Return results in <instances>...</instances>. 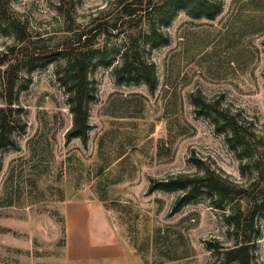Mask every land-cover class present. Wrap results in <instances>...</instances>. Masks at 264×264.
I'll use <instances>...</instances> for the list:
<instances>
[{
	"label": "rangeland",
	"instance_id": "obj_1",
	"mask_svg": "<svg viewBox=\"0 0 264 264\" xmlns=\"http://www.w3.org/2000/svg\"><path fill=\"white\" fill-rule=\"evenodd\" d=\"M117 1L0 0V59L20 64L16 142L1 149L0 264H213L219 250L243 237L231 214L245 212L247 201H226L205 189L182 199L185 187L165 188L161 181L206 172L243 187L259 179L264 0H221L215 17L167 6L171 19L160 26L168 40L144 47L156 65L155 88L145 80L120 81L114 64L90 54L89 137L69 138L68 78L58 74L66 55H51L46 64L31 55L40 44L63 42L68 15L78 33ZM20 36L27 40L19 42ZM100 40L106 59L117 63L122 39ZM6 66L0 65V106ZM207 106L237 115L248 149L217 127ZM71 207L108 217L126 254L76 256L83 244L68 230ZM263 214L258 209L255 216L254 264H264Z\"/></svg>",
	"mask_w": 264,
	"mask_h": 264
},
{
	"label": "trees",
	"instance_id": "obj_2",
	"mask_svg": "<svg viewBox=\"0 0 264 264\" xmlns=\"http://www.w3.org/2000/svg\"><path fill=\"white\" fill-rule=\"evenodd\" d=\"M182 6L194 15H206L215 17L222 7L221 0H118L104 14L94 18L91 26L81 32H73L71 18L67 17L68 28L64 33L63 42L53 46L50 44H40L36 54L31 55L33 60L39 63H47L48 57L54 54H65V61L58 74L60 79L65 80L69 92L71 109L74 113V124L68 131V137L81 136L84 140L89 137L90 113L89 102L92 97L89 79L90 54L99 53L100 64L113 65L120 81L123 80H145L152 88L157 85V71L154 62L145 56V46H157L168 40L166 32L161 29L160 24L170 21V17L165 11L167 6ZM6 12V9H5ZM154 13V17L151 14ZM22 33L25 29L19 27ZM120 37L123 45L119 52L120 59H106L107 46H100L102 37ZM19 42L27 40L25 36H20ZM45 40V39H43ZM34 46V45H33ZM34 62V61H33ZM0 65L6 66L5 89L6 101L0 106V169L2 168L1 149L16 139L13 127L17 121L14 107V95L17 82L18 60L8 58L0 59ZM203 103V104H202ZM202 107L206 103L200 101ZM204 109V108H203ZM204 111L215 120L217 127L222 131H227L230 140H234L236 145L246 144L247 132L244 124L241 123L236 114H232L229 109L207 106ZM235 145V144H233ZM237 147V146H236ZM246 149L247 144H246ZM182 179L185 182H182ZM163 187L173 188L183 186L186 193L182 199L193 196L202 189L210 192L213 196L219 195L220 199L245 200V212H240L231 216L236 217L235 228L242 230L243 237L237 239L234 246L227 247L226 250H219V256L213 264H254L252 245L254 244V231L256 229L255 216L258 209L264 213V167L259 170V179L251 186L243 187L234 182L228 181L215 172H206L202 175L192 176L190 174H172L161 181ZM264 215V214H263ZM234 224V223H233ZM232 224V225H233Z\"/></svg>",
	"mask_w": 264,
	"mask_h": 264
},
{
	"label": "crops",
	"instance_id": "obj_3",
	"mask_svg": "<svg viewBox=\"0 0 264 264\" xmlns=\"http://www.w3.org/2000/svg\"><path fill=\"white\" fill-rule=\"evenodd\" d=\"M67 213L69 232L72 237L82 238L83 252L81 253L80 248L79 252H75L77 253L76 256L98 257L106 255L107 257L119 258L126 254L108 217L103 219L96 210L85 213L84 209L75 210L73 207L68 208ZM79 245L81 247L80 243ZM100 253H105V255Z\"/></svg>",
	"mask_w": 264,
	"mask_h": 264
}]
</instances>
